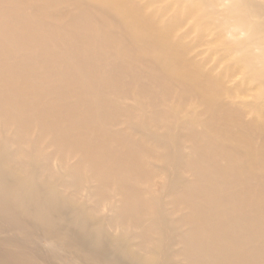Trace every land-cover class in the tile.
<instances>
[{
  "label": "bare ground",
  "instance_id": "1",
  "mask_svg": "<svg viewBox=\"0 0 264 264\" xmlns=\"http://www.w3.org/2000/svg\"><path fill=\"white\" fill-rule=\"evenodd\" d=\"M264 264V0H0V264Z\"/></svg>",
  "mask_w": 264,
  "mask_h": 264
},
{
  "label": "rangeland",
  "instance_id": "2",
  "mask_svg": "<svg viewBox=\"0 0 264 264\" xmlns=\"http://www.w3.org/2000/svg\"><path fill=\"white\" fill-rule=\"evenodd\" d=\"M69 254L74 253L66 252V254H63L65 264H78V260L76 259L75 255L70 256Z\"/></svg>",
  "mask_w": 264,
  "mask_h": 264
}]
</instances>
